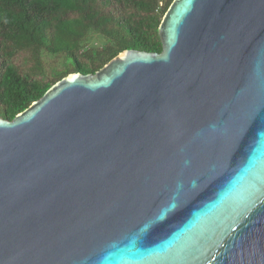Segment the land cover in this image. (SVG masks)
<instances>
[{"label": "water", "instance_id": "1", "mask_svg": "<svg viewBox=\"0 0 264 264\" xmlns=\"http://www.w3.org/2000/svg\"><path fill=\"white\" fill-rule=\"evenodd\" d=\"M159 34L0 117V264H264V0Z\"/></svg>", "mask_w": 264, "mask_h": 264}, {"label": "trees", "instance_id": "2", "mask_svg": "<svg viewBox=\"0 0 264 264\" xmlns=\"http://www.w3.org/2000/svg\"><path fill=\"white\" fill-rule=\"evenodd\" d=\"M174 0H0V117L13 120L57 82L94 74L126 50L161 53Z\"/></svg>", "mask_w": 264, "mask_h": 264}]
</instances>
